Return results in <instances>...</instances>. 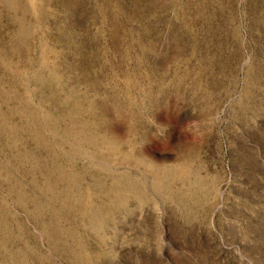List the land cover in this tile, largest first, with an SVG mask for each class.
<instances>
[{
  "label": "rangeland",
  "instance_id": "1",
  "mask_svg": "<svg viewBox=\"0 0 264 264\" xmlns=\"http://www.w3.org/2000/svg\"><path fill=\"white\" fill-rule=\"evenodd\" d=\"M0 264H264V0H0Z\"/></svg>",
  "mask_w": 264,
  "mask_h": 264
}]
</instances>
